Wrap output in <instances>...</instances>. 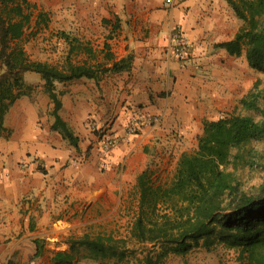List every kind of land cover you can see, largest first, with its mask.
Masks as SVG:
<instances>
[{
  "label": "crops",
  "instance_id": "1",
  "mask_svg": "<svg viewBox=\"0 0 264 264\" xmlns=\"http://www.w3.org/2000/svg\"><path fill=\"white\" fill-rule=\"evenodd\" d=\"M30 1L47 23L52 19L47 26L66 57L61 30L77 35V63L110 68L131 58L123 70L57 84L60 113L80 137L79 148L51 128L53 102L43 81L36 87L27 79L32 86L0 134V264H51L55 251L68 247L56 240L88 232L79 228L90 220L78 207L137 204L138 175L147 167L174 175L180 155L197 147L204 120L219 118L243 96L239 56L215 47L242 25L227 0ZM175 24L193 42L183 60L166 52ZM137 112L159 122L128 133ZM109 136L115 143L105 152ZM37 238L43 253L35 257Z\"/></svg>",
  "mask_w": 264,
  "mask_h": 264
},
{
  "label": "trees",
  "instance_id": "2",
  "mask_svg": "<svg viewBox=\"0 0 264 264\" xmlns=\"http://www.w3.org/2000/svg\"><path fill=\"white\" fill-rule=\"evenodd\" d=\"M227 1L242 25L233 38L216 42L215 47L243 55L250 67L264 71V0ZM34 7L30 0H0V134L7 130L8 111L32 86L26 73L34 72L53 102L51 128L79 148L80 137L60 113L62 92L57 84L123 70L131 56L115 60L110 68L73 62L69 56L81 45L77 35L61 30L58 35L69 43L62 66L31 58L20 41ZM39 18L47 21L43 12ZM252 165L264 171V87L258 81L231 112L204 120L197 147L180 155L172 179L162 181L150 167L138 175L130 239L144 246L142 256L128 247L126 238L85 232L67 238L68 247L55 251L51 264H76L82 258L123 261L130 254L139 264H163L171 254L184 256L196 248L209 251L218 244L235 250L240 264H264V175L260 183L247 187L234 171ZM35 242L38 257L43 243L39 238Z\"/></svg>",
  "mask_w": 264,
  "mask_h": 264
},
{
  "label": "rangeland",
  "instance_id": "3",
  "mask_svg": "<svg viewBox=\"0 0 264 264\" xmlns=\"http://www.w3.org/2000/svg\"><path fill=\"white\" fill-rule=\"evenodd\" d=\"M31 21L26 26L25 35L21 39V43L25 46L30 57L33 59L45 60L52 64L62 66L66 61V49L61 48V43L56 41L58 39L56 31L50 29L48 24L53 25L52 19L48 16L50 21L44 22L39 18V7L32 8ZM43 24H42V23ZM69 58L77 63V52L69 56ZM237 63L240 67V74L238 79L241 84L242 95H244L255 83L259 82L260 87H264V71L250 67L245 56H239ZM34 72L26 73V78L33 82L36 87L40 86L39 77ZM238 103H236L237 105ZM235 105V106H236ZM233 105L226 110L224 114L231 112L234 108ZM240 110V109H239ZM193 148L192 150H194ZM77 161V159H76ZM75 161V162H76ZM77 164V163H76ZM155 177H159L162 181L172 179L173 174L165 173L163 169H154ZM234 171L244 180L247 187L257 185L262 180L264 171L257 166H238L234 168ZM172 172H174L172 170ZM131 196V195H130ZM137 204L131 199L130 204L114 207L111 205H92L86 209L77 208V214L82 211V218L85 217L90 220L83 224L81 227L82 232L88 230L92 235L102 232L114 235L117 238H126L128 240V247H135L138 253V257L142 256L143 245L137 244L130 239V228L132 221L136 213ZM78 228V227H77ZM77 235L79 233L77 232ZM67 239V235L64 238H59L57 242H63ZM138 257L130 254L123 261H116V259H105L103 261H95L90 259H80L76 264H139ZM237 252L233 249H229L225 245L218 244L212 250H206L204 248H196L187 255H175L171 254L167 257L163 264H229L237 263Z\"/></svg>",
  "mask_w": 264,
  "mask_h": 264
},
{
  "label": "built area",
  "instance_id": "4",
  "mask_svg": "<svg viewBox=\"0 0 264 264\" xmlns=\"http://www.w3.org/2000/svg\"><path fill=\"white\" fill-rule=\"evenodd\" d=\"M175 3L176 0H165L167 6H172ZM192 45L193 42L183 27L180 24L173 25L170 33V41L166 49L167 54L183 60L188 55ZM146 122L158 123L159 119L157 116H146L142 112L133 114L128 121V133H137L141 126ZM114 143L115 139L113 136L106 137L103 143V150L109 152Z\"/></svg>",
  "mask_w": 264,
  "mask_h": 264
}]
</instances>
